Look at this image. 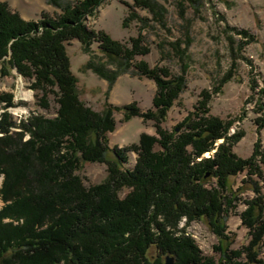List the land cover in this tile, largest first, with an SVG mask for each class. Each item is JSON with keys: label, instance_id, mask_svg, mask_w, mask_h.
Segmentation results:
<instances>
[{"label": "trees", "instance_id": "1", "mask_svg": "<svg viewBox=\"0 0 264 264\" xmlns=\"http://www.w3.org/2000/svg\"><path fill=\"white\" fill-rule=\"evenodd\" d=\"M104 1L59 5L50 0L61 13L26 20L0 0V77L15 69L32 81L43 107H49L51 94L59 105L53 117L31 114L17 124L9 111L13 95L0 94L5 109L0 118V264H165L168 256L173 264H264V148L257 140L249 157L237 155L233 147L244 130L231 133L234 120L213 115L210 109L214 95L234 76L238 53L254 36L238 30V44L229 36L231 69L202 90L179 130L167 131L162 124L186 87V64L181 73H174L166 65L136 62L139 72L157 84L153 107L145 112L136 102L107 103L96 111L80 97L68 42L79 40L91 53L84 68L112 85L137 56L151 51L149 32L163 28L173 34L176 28L169 25L164 2L132 0L124 25L137 21L139 28L127 45L104 30L88 28L87 17ZM202 1L177 2L184 38L173 42V50L183 60L192 41L187 10L192 6L199 12ZM137 9L150 14L141 16ZM95 42L98 47L92 50ZM116 111L123 113L124 121L134 116L153 120L157 135L143 133L131 146L111 148ZM258 125L264 126V118ZM220 139L216 152L204 157ZM130 149L137 153L133 169L124 166ZM87 162L108 165L103 182L85 186L78 170ZM242 173L244 183L234 190L232 179ZM248 188L254 196L246 201L241 218L249 241L230 249L223 244V238H229L226 221L237 194ZM183 218L187 225L206 219L221 241L214 246L218 259L203 254L192 233L180 226Z\"/></svg>", "mask_w": 264, "mask_h": 264}, {"label": "rangeland", "instance_id": "2", "mask_svg": "<svg viewBox=\"0 0 264 264\" xmlns=\"http://www.w3.org/2000/svg\"><path fill=\"white\" fill-rule=\"evenodd\" d=\"M10 8L17 11L26 20L40 19L44 14L52 17L62 12L60 7L50 0H2ZM59 5L76 3L80 0H55ZM164 2L169 13V25L176 27L173 34L162 29L151 31L148 34V43L151 51L146 55L137 56L128 70H122L116 80L110 85L107 79L101 78L84 65L91 57L85 52L81 42L73 39L67 43V52L71 60V68L78 77V89L81 99L96 111H102L105 104L124 105L136 102L143 112L153 107V99L157 92L155 80L142 75L136 62L145 60L151 67L166 65L174 73H181L182 66L186 64L184 72L186 87L180 93L175 104L168 112L166 121L162 124L167 131L178 129L179 124L194 109L201 97L203 89H210L232 67V54L229 36L233 35L236 43L242 42L238 30H247L254 40L245 45L238 53L234 76L225 84L222 91L214 95L210 109L213 115L233 119L231 133L237 129L244 130V136L233 147L234 152L240 157H249L257 140L261 141L264 148V126L258 123L264 118V0H203L198 8L189 7L187 17L190 18V37L192 39L184 60L173 50V42L184 38L182 20L177 9L178 0H159ZM127 3L132 0H105L97 8L94 16L87 17L86 24L89 29L104 30L111 38L129 45L130 38L138 35L137 21L124 25L129 14ZM195 7H198V5ZM141 16H149L146 9H137ZM223 18L224 20H221ZM229 26V28H227ZM234 29V30H232ZM246 40V38L244 39ZM98 42L92 45L96 50ZM95 52V51H93ZM248 58L249 61L246 60ZM112 67V66H110ZM12 75L0 77V94L10 93L14 98V106L9 108L15 123L27 121L31 114H42L47 117L56 115L59 107L56 97L51 94L49 107H43L39 97L31 89L32 81L22 77L15 69ZM4 104L0 105V118L5 111ZM116 128L109 133L111 148H126L137 143L143 133L157 135L153 120H145L142 116H134L124 121L123 113H114ZM14 130H19L15 129ZM179 130V129H178ZM28 137V135H26ZM220 139L212 152H207L204 157L213 155ZM157 149H160L158 146ZM126 168L133 169L136 164L137 153L128 151ZM86 187L103 182L108 175V165L101 162H87L78 170ZM246 175L244 173L232 179V186L237 190L243 185ZM257 179V176H254ZM1 186V181H0ZM127 190L121 192L124 197ZM254 196L251 189H244L237 194L235 208L230 211L226 221L225 235L223 238L230 249H238L249 241L248 229L243 225L241 213L246 209V201ZM4 205L0 195V209ZM183 218L181 227L186 226L192 233L196 243L204 255L216 257L219 254L214 246L221 241L210 228L206 219L197 220L187 225ZM151 255L154 250H151Z\"/></svg>", "mask_w": 264, "mask_h": 264}, {"label": "water", "instance_id": "3", "mask_svg": "<svg viewBox=\"0 0 264 264\" xmlns=\"http://www.w3.org/2000/svg\"><path fill=\"white\" fill-rule=\"evenodd\" d=\"M173 258L172 257H170V256H168L167 258H166V262H165V264H173Z\"/></svg>", "mask_w": 264, "mask_h": 264}]
</instances>
